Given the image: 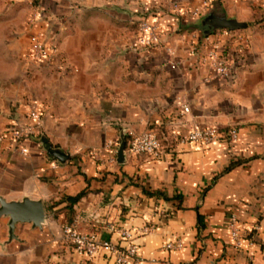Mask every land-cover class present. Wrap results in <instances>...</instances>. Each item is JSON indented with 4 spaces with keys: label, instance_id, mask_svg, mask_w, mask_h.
Returning a JSON list of instances; mask_svg holds the SVG:
<instances>
[{
    "label": "crops",
    "instance_id": "1",
    "mask_svg": "<svg viewBox=\"0 0 264 264\" xmlns=\"http://www.w3.org/2000/svg\"><path fill=\"white\" fill-rule=\"evenodd\" d=\"M72 1L46 0L30 29L58 44L62 69L33 62L30 33L12 35L0 24L7 29L0 33V134L32 124L27 111L36 101L42 136L71 155L59 163L42 136L25 141V156L9 140L0 143V197L41 200L46 212L40 227L17 223L14 238L10 218H0V264H117L108 250L92 259L75 251L63 235L72 216L80 232L99 231L123 245L109 224L133 228L140 264H264V24L244 30L248 55L232 81H207L192 53L195 34L183 32L188 26L179 19L154 21L157 42L146 48L134 24L139 4L81 0L71 8ZM254 13L241 2L234 16L227 14L241 21ZM184 104L190 112L182 115ZM195 123L236 126L239 139L221 137L208 149L180 144L178 135ZM121 128L161 129L162 158L125 151L123 163L108 164ZM109 140L116 142L113 154L105 148ZM82 190L88 193L74 202ZM231 213L245 235L240 246L228 227ZM255 225L261 226L256 235ZM178 239L181 250H166Z\"/></svg>",
    "mask_w": 264,
    "mask_h": 264
},
{
    "label": "built area",
    "instance_id": "2",
    "mask_svg": "<svg viewBox=\"0 0 264 264\" xmlns=\"http://www.w3.org/2000/svg\"><path fill=\"white\" fill-rule=\"evenodd\" d=\"M256 5L264 9V0H254ZM140 45L146 48H153L157 42V26L144 18L139 24ZM196 44L192 47V53L198 57V65L204 68L205 80L217 79L222 82H230L235 77L237 70L243 67L248 55L250 46L249 36L244 30L230 31L218 29L210 35H194ZM167 54L176 57V49L167 47ZM29 57L33 62H45L50 66L62 69L65 64L64 57L55 45L45 43L39 33L30 36ZM190 112L188 104L183 105L181 114ZM27 116L32 120V124H18L12 129L5 130L0 134V143L9 140L10 147L21 155H27L25 141L36 136L41 138V111L36 101L30 103ZM127 144L125 151L131 156L137 157L145 155L153 160H160L163 155L164 144L160 136L159 128H151L143 132L129 130L126 132ZM221 137H225L229 142L235 143L239 139L236 126L223 129L214 124H193L185 133L178 135L180 144H190L198 149H208L214 146ZM120 145V144H119ZM105 148L109 153L116 150V142L109 140ZM115 148V149H114ZM118 148V145H117ZM108 164H117V155H111L107 159ZM228 227L233 240L240 246L245 239L240 225L239 217L236 213H231L228 220ZM111 232L118 233L121 242L118 244L110 239L102 238L99 231H92L84 234L79 231L77 225L66 224L63 227V235L70 242L75 251L85 258L92 259L103 250H108L114 257L117 264H140L143 258L139 255V246L136 243V233L134 229L126 226H116L109 224ZM256 235L261 231L260 225L253 227ZM150 231L145 227L144 232ZM249 245L255 243V237L249 238ZM166 250H181L184 247L182 240L169 241L164 246Z\"/></svg>",
    "mask_w": 264,
    "mask_h": 264
},
{
    "label": "rangeland",
    "instance_id": "3",
    "mask_svg": "<svg viewBox=\"0 0 264 264\" xmlns=\"http://www.w3.org/2000/svg\"><path fill=\"white\" fill-rule=\"evenodd\" d=\"M39 5L32 4L31 0H0V24H8L9 30L11 28L12 35L18 30V34L24 35L30 33L37 34L36 31L30 30L31 25L37 24L36 18L42 14L43 7L46 0H37ZM71 1V0H70ZM133 4H139V12L137 21L134 24H139L144 18H147L149 22H154L161 16L169 17H180L181 24L190 26L191 29L198 28L202 18L209 13L213 8H217L219 11L229 13L230 16H234L239 10L241 2L246 4L251 10L255 11L251 18L245 21L248 24H257L256 21L264 14L261 6L256 5L254 0H130ZM78 2L82 3L81 0H73L71 2V8H74V4ZM130 3V2H129ZM175 17L173 20H176ZM158 21V20H157ZM160 22V21H159ZM195 26V28H194ZM18 28V29H17ZM23 30L21 31L20 30ZM199 29V28H198ZM5 29L0 28L6 32ZM201 31V30H200ZM193 37V34H201V32L183 31ZM44 37V34H40ZM55 45L58 50V44ZM60 51V50H59Z\"/></svg>",
    "mask_w": 264,
    "mask_h": 264
},
{
    "label": "water",
    "instance_id": "4",
    "mask_svg": "<svg viewBox=\"0 0 264 264\" xmlns=\"http://www.w3.org/2000/svg\"><path fill=\"white\" fill-rule=\"evenodd\" d=\"M248 23L240 21L236 17H230L227 13L213 8L205 15L198 28L205 34L210 35L218 29H227L230 31L246 30ZM197 28V27H196ZM120 145L117 151V162L125 161V149L127 144V136L124 128L120 129ZM47 152L59 163L65 164L71 159L70 153L61 148L54 147L46 136L41 138ZM9 217V233L14 238L15 226L19 222L33 223L34 226H42L46 219L44 204L41 200H33L28 197L20 201H7L0 197V218Z\"/></svg>",
    "mask_w": 264,
    "mask_h": 264
},
{
    "label": "trees",
    "instance_id": "5",
    "mask_svg": "<svg viewBox=\"0 0 264 264\" xmlns=\"http://www.w3.org/2000/svg\"><path fill=\"white\" fill-rule=\"evenodd\" d=\"M28 1V0H27ZM32 1V4H34V5H39L40 3H39V1H37V0H31ZM174 18V17H173ZM175 19H179L180 20V17H176ZM258 24H264V14H262V16L256 21ZM195 28V27H194ZM184 30L185 31H193V32H197V31H199V32H201V35L203 36L204 35V33L202 32V31H200V29H198V28H196V29H191L190 28V26H188V27H186V28H184ZM160 136H161V139H162V142H163V144L165 143V140H164V138H163V134H162V130L160 129ZM48 155H50L49 153H48ZM234 167V164H232V165H230L229 167H227L223 172H225V171H228V170H230L231 168H233ZM88 193V191L87 190H82V191H80L74 198H73V200H74V202H77L78 200H80L84 195H86ZM73 202V203H74ZM72 203V204H73ZM72 204H68L67 206H66V209L71 213V214H73V212H74V210H73V205ZM74 223V221H73V216L72 217H70L69 218V220H68V224H73Z\"/></svg>",
    "mask_w": 264,
    "mask_h": 264
}]
</instances>
